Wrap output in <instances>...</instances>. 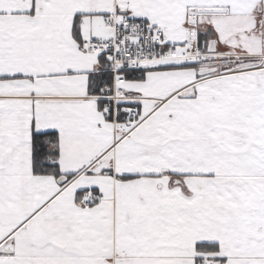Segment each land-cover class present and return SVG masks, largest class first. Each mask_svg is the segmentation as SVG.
<instances>
[{
  "label": "snow or ice",
  "instance_id": "snow-or-ice-1",
  "mask_svg": "<svg viewBox=\"0 0 264 264\" xmlns=\"http://www.w3.org/2000/svg\"><path fill=\"white\" fill-rule=\"evenodd\" d=\"M0 264H264V0H0Z\"/></svg>",
  "mask_w": 264,
  "mask_h": 264
}]
</instances>
